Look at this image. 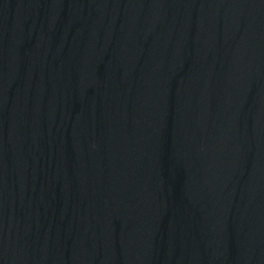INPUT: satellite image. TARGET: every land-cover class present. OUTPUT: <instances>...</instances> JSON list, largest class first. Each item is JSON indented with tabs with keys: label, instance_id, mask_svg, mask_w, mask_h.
<instances>
[{
	"label": "water",
	"instance_id": "95a60500",
	"mask_svg": "<svg viewBox=\"0 0 264 264\" xmlns=\"http://www.w3.org/2000/svg\"><path fill=\"white\" fill-rule=\"evenodd\" d=\"M0 264H264V0H0Z\"/></svg>",
	"mask_w": 264,
	"mask_h": 264
}]
</instances>
